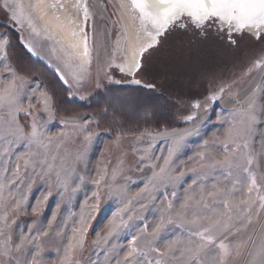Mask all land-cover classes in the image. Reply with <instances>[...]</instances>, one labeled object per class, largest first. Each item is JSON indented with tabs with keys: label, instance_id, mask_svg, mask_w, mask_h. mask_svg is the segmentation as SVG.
I'll return each instance as SVG.
<instances>
[{
	"label": "rangeland",
	"instance_id": "1",
	"mask_svg": "<svg viewBox=\"0 0 264 264\" xmlns=\"http://www.w3.org/2000/svg\"><path fill=\"white\" fill-rule=\"evenodd\" d=\"M86 3L90 13L86 28L90 63L87 61L84 73L77 71L76 64L69 66L71 61L62 55L60 47L54 44L52 50L50 43L53 41L44 37L34 39L25 24L20 30V26L13 25L0 12V24L11 29L22 49L43 64H38V68H34L36 71L26 69V73L22 66V71L15 66H19V60L11 48L12 43L0 50V58L5 52L8 57L0 61V74L6 71L4 65L11 64L16 74L27 82L21 87L20 81H16L17 88L24 94L22 103L6 104L0 115L10 119L7 115L10 108H28L31 104V115L17 113L13 128L18 124L26 135L32 130L26 125L35 120L38 131L45 137L57 138L51 143L44 139L46 147L30 144L19 134L0 139V185L3 186L0 217L5 213L8 216L6 227L5 221L0 219V232L3 233L0 235V264H17V260L24 264L31 262L33 257L38 264H62L65 249L80 239L76 230L82 225L87 228L83 246H76L73 252V258L80 264H124V258L132 248L137 251L129 264H155L160 257L152 249L165 251L169 241L181 238L184 232L180 221L167 211L169 201L177 210L180 208L172 193H177L180 201L186 195L199 199L203 194L207 198V194L216 188L231 191L233 181L238 178L231 176L225 180L221 170H214L211 165L213 161L232 155L220 146V142L225 140L229 127L243 118L230 93L238 94L236 98L241 103L252 92L257 96L264 95V64L254 66L257 60L264 61V43L256 44L250 40L249 45L246 39H240L237 45L231 46L212 36L205 41L192 31H175L157 50L146 55V71L136 76L145 84L156 85L150 92L129 82L131 77L122 74L113 64V46L121 26L108 0H86ZM26 44L31 45V52ZM65 58L69 65L64 63ZM54 75L68 89V99L81 103L88 101L87 105L96 103L94 110L72 115L57 113L53 91L39 79H45V76L51 79ZM61 75L68 79V85L61 81ZM109 75L113 80L123 82H110ZM214 78L227 82L235 80L236 84L224 93L220 104L209 105L207 111L203 104L194 109L196 100L206 101L208 91L214 87ZM11 82L9 76L0 79V92ZM33 93L34 98L28 99ZM44 93L51 97L48 111L44 110L42 102ZM151 101H157L152 103L154 106L164 105L170 115V119H160L157 127L153 124L159 111L147 108ZM259 104L264 105V100ZM140 110L145 112L140 113ZM193 112L196 119L185 122L184 117ZM257 114L259 123L254 125V135L248 140L249 148L244 154L250 152L254 156L250 166L252 171L264 173V126H261L264 115H259V108ZM181 135L184 141L177 149L173 142ZM205 141L209 142L207 148L203 146ZM169 149H174V156L166 174L179 176L185 173L179 182L162 181L159 175L160 169L165 168ZM201 152L206 154V159L198 158L197 154ZM44 161L53 164L54 171L50 175H41V168L47 167ZM33 164L40 166L34 169ZM154 172L157 177H153ZM57 174L63 185L57 182ZM194 179L195 185L192 184ZM190 185V191H186ZM237 188L239 191L229 197L230 203L244 207L239 202L249 198L247 185H237ZM256 196L253 192L252 198L256 199ZM207 202L214 203L211 199ZM253 208L258 215L252 216V223L247 228H242L240 223L247 212L243 215L233 213L235 236L229 237V244L230 247L241 245L242 255L231 264H247V252L252 248L250 241L259 242L264 236V210L258 203ZM218 211L225 209L218 208ZM162 217L175 223L169 227L168 219H165L167 231L162 233L165 239L152 240L151 234ZM142 219L150 225L147 234L143 232ZM110 224L115 225L112 235H109ZM237 228H240L238 233ZM134 236L137 237L135 244L132 242ZM8 237L10 239L5 243ZM101 238H106L107 242ZM97 240L100 241L98 244L95 243ZM16 245H21L19 251ZM6 250L10 256L4 255Z\"/></svg>",
	"mask_w": 264,
	"mask_h": 264
},
{
	"label": "snow or ice",
	"instance_id": "2",
	"mask_svg": "<svg viewBox=\"0 0 264 264\" xmlns=\"http://www.w3.org/2000/svg\"><path fill=\"white\" fill-rule=\"evenodd\" d=\"M44 5V0H37V4L34 7L39 8ZM61 8L63 4L59 5ZM46 7L56 8V4H48ZM77 12L83 9L82 21L84 26L79 27L78 31H73L72 35L83 39V55L85 57L90 56V45L87 36V23L90 17L87 3H81V0H77L74 5ZM127 7L133 14L134 19L138 22V33L135 37L139 43L133 48L134 60L131 65H117L119 71L131 77V83L141 85L154 91L156 85L153 83L145 84L141 79H136L138 73L146 71V55L157 50L163 40L175 31L188 32L189 28L193 29L194 34L201 40H209L212 36V30L215 28L216 32L222 35H227L228 43L235 44L236 41L232 39L235 34H244L245 32L256 39L264 37V0H128ZM0 12L4 13L9 21L13 25L20 26V30L23 29L24 21L26 20L28 25L33 24L31 14H26L23 5L19 0H0ZM72 21L69 20V23ZM33 31L36 29L33 27ZM40 34V33H37ZM11 44L8 33L0 32V50L6 49ZM31 52V45H25ZM73 48L76 44L71 45ZM71 55V54H70ZM7 53L0 58V61L7 60ZM90 63V60L88 61ZM264 64V61L257 60L255 67H259ZM6 71L4 74H0V79L4 76L12 78V82L9 83L0 92V110L4 109L5 105H20L22 103V95H24L18 88L16 81H20L21 87L27 82L23 77L16 74L15 69L11 64L4 65ZM111 67V65H109ZM61 81L68 85L69 81L64 75L60 76ZM82 79V78H81ZM110 82L122 83L121 80H113L109 75ZM79 82V81H78ZM214 87L208 91L206 101L196 100L193 104L194 109L201 108L202 104L205 111L208 110L209 105L218 103L223 97L226 91L232 89L236 81L227 82L223 80L212 81ZM69 95H72L70 92ZM231 95L234 102L238 104V108L241 110L242 119L237 123H233L226 133L225 140L220 142V146L226 151L231 152L232 155L225 156L222 160L213 161L211 167L214 170L217 168L221 170L222 174L227 180L228 177L237 176L238 178L233 181L232 190L225 192L216 188L215 191L209 192L207 198L201 194L199 199H196L194 195H186L183 201H180L177 197V193L173 192V200L180 204L179 210H177L171 201L167 202L168 213L174 214L176 220L180 221V226L184 228V232L181 234V238L170 240L165 247V251H160L159 248L152 249L160 259L155 261V264H231V262L242 255L241 245L235 244L230 247L229 237L235 236L232 229L235 226L233 221V213L237 215H243L244 221H241V227L247 228L252 223V216L258 215L253 208L254 204L259 205L261 210H264V173H257L251 170L250 166L254 162V156L249 152L244 154V150L249 148L248 140L254 135V125L258 124L257 109L259 108V115H264V105H260L259 101L264 100V95L257 96L256 92H252L251 95H247L244 101L241 103L237 100V95ZM33 96L27 97L28 99L34 98ZM44 110H49V101L51 97L47 93L43 94ZM84 99V97H80ZM33 106L30 104L28 108L16 107L14 110L10 108L7 115L10 119H5L0 115V139L6 137H19L26 139L30 144L35 143L41 147H46L43 143L44 139H47L49 143L57 139L56 137H45L38 131V126L35 120H33L27 127L32 130L28 134L22 132L21 126L16 125L15 129L13 125L16 124V114L24 112L26 115H31L30 109ZM196 119V113L193 112L190 115L184 117V121H190ZM222 124V121H221ZM264 126V125H261ZM83 127V126H81ZM63 135V134H61ZM264 135V134H262ZM86 140H90V137H85ZM184 141L183 135L179 140L174 141L175 147L178 149ZM242 141V142H241ZM14 141H9V143ZM205 148L209 147V142L205 141ZM200 160L206 159L204 152L198 153ZM174 149H169L168 158L165 159V168L160 169L161 180H169L173 182H179L186 175L180 173L179 176H172L166 174V168L170 166L173 161ZM241 157L243 162H241ZM47 165L46 168H41V175H50L54 171L53 164L48 161H44ZM25 166H28V161H25ZM35 169L40 166L37 164L32 165ZM155 167V166H153ZM17 171H19V165H17ZM194 171V170H190ZM157 173H153V177H157ZM57 182L63 185L59 174L56 176ZM99 183V181H97ZM197 181L194 179L192 184L195 185ZM15 184V182H13ZM246 184L248 199L239 202V205L230 203L229 197L236 194L239 189L237 185ZM189 189L186 191H190ZM3 192V186L0 185V194ZM256 192V199L252 198V193ZM95 195V194H94ZM208 199L214 201L213 204L207 202ZM218 208H224V212H219ZM35 211V209H33ZM191 216V219L187 217ZM0 219L5 221V227L7 226V213ZM167 217L161 218V223L157 225L151 234L152 240L165 239L162 235L167 231L164 221ZM143 222V219L141 220ZM175 221L168 219L169 227L174 224ZM149 224L144 223L143 232L147 234ZM114 224L109 225V235L113 234ZM79 232L80 239L76 241V244H69L65 249V254L62 258V264H80V261L73 258L74 248L76 246H83L84 236L87 232V228L83 225ZM240 228L236 229L238 233ZM3 233L0 232V235ZM47 235V233H44ZM10 237L6 238L5 243ZM75 239V236L73 237ZM104 239L107 242L106 238ZM137 237H132V242L135 244ZM23 242V241H22ZM97 240L95 243H99ZM252 248L247 252L248 260L247 264H264V236L259 242L250 241ZM150 243V242H149ZM21 245H16V250H20ZM136 248H132L128 256L124 258V264H129V260L133 253L136 252ZM178 254V256H177ZM4 255H9L7 250ZM169 256L173 257L169 259ZM17 264L20 261L17 260ZM24 264H38L36 258L33 257L31 262L25 261Z\"/></svg>",
	"mask_w": 264,
	"mask_h": 264
},
{
	"label": "water",
	"instance_id": "3",
	"mask_svg": "<svg viewBox=\"0 0 264 264\" xmlns=\"http://www.w3.org/2000/svg\"><path fill=\"white\" fill-rule=\"evenodd\" d=\"M21 4H23V8L25 10L26 14H31L32 18L35 20V23L39 30L44 31V28H47L46 22L43 21V16L45 17L46 12L51 13L50 8H46V5H48V0H44V5L42 6L43 9L40 10L39 8L34 7V3L29 0L28 2L26 0H19ZM86 0H81V3H85ZM77 3V0H63L62 4L64 7L62 8L61 13L64 14L65 19L70 23L71 26V36L69 37L70 41H76L79 44V47L83 53V39L80 37H75L72 35L73 31H78L79 27H83V9L79 12H77L74 5ZM109 5L114 11V14L116 15L117 19L120 22L121 26V32L119 36L116 38V41L113 46V64L115 66L117 65H131L134 60L133 55V48L136 46L139 41L135 40V37L139 31L138 29V22L134 19L132 12L127 7L128 0H108ZM59 3L57 2V7ZM27 5V7H26ZM28 10V11H27ZM55 15L57 13H54ZM58 16V15H56ZM44 25L45 27H43ZM48 29V28H47ZM49 32H46V38L50 41H53L52 43L55 44L57 47H60L62 51V55H65L67 58L70 59L71 64H75L76 58L73 56H69L65 53L66 49L63 46V42H61L60 38L53 33L51 30L48 29ZM244 34H247L246 32ZM49 35V36H48ZM45 38V37H44ZM69 41H66L65 44L68 45ZM71 46V44L69 43ZM118 69V67H117ZM119 70V69H118Z\"/></svg>",
	"mask_w": 264,
	"mask_h": 264
},
{
	"label": "trees",
	"instance_id": "4",
	"mask_svg": "<svg viewBox=\"0 0 264 264\" xmlns=\"http://www.w3.org/2000/svg\"><path fill=\"white\" fill-rule=\"evenodd\" d=\"M0 30H6L10 35V40H11V43L13 44V47H11V48L17 54L18 60H19V66L15 65L18 70L20 69V71H22V69H23V71H25L27 73L28 71H26V69L32 71V70H35L34 68H36V67L38 68V66H39L38 64H42V63H39L37 60H35L32 56H30L28 53H26L22 49V47L18 43V38L16 37V35L14 34V32L11 29L0 24ZM13 57L15 59L14 55H13ZM20 66H22V69L20 68ZM24 66H26V67H24ZM33 76H36V75H33ZM39 79H40V82L42 84H44L46 88H49L53 91L54 102L57 103V105H58V106L55 105L57 113L72 115V114H76V113H80V112H91L96 107V103L93 105L92 104L87 105L88 101H86V103L85 102L81 103L80 101H77V100L68 99L66 97L68 89L65 88V86L60 82L59 78L56 75H54V77H52L51 79H48L46 76H45V79H42V78H39ZM150 92H152V91H150ZM162 97L163 96H159L158 98H162ZM99 100L104 102V100L102 98ZM154 102L157 103V101H151L150 102L151 104H148L149 106H147V108L152 107V108H156L159 111V112H157V114H155L156 119H155V124H153L154 126L157 127L160 124L159 123L161 121L160 119H162L163 117L165 119H170V115H169L167 108H164V105H163V107L154 106V104H152ZM145 108H146V106H145ZM139 112L143 113L145 111L140 110Z\"/></svg>",
	"mask_w": 264,
	"mask_h": 264
},
{
	"label": "bare ground",
	"instance_id": "5",
	"mask_svg": "<svg viewBox=\"0 0 264 264\" xmlns=\"http://www.w3.org/2000/svg\"><path fill=\"white\" fill-rule=\"evenodd\" d=\"M27 2L29 0H26ZM35 5L37 4V0H31ZM23 5V4H22ZM27 7V5H26ZM40 10L43 9V7H39ZM28 11V10H27ZM58 15V14H56ZM55 14H50L47 13L45 14V17L43 16V21L46 22V24L48 25L47 28L49 30H51L53 33H55L61 40V42H63V46L65 47L66 51L65 53L69 56H73L74 58H76L75 64L77 65V71L79 72H83L84 73V66L87 64L88 61V57H85L79 47V44L76 41H70L68 39H70L69 37L71 36V24L65 19V17H61L59 18L58 16H56ZM33 19V18H32ZM24 24L27 25L29 27V29L31 30V32L33 33V36L38 37V38H43L45 37V35L47 34L46 32H49L48 29L42 25L44 28V31H41L38 29L35 20L33 19V24L31 26L28 25L27 21H24ZM33 27L36 29V31H33ZM40 33V34H37ZM49 36V35H48ZM66 41H69V43L72 45L73 43L76 44V47H72L66 43ZM50 46L52 47V50L55 49L54 44L51 42ZM55 54H58L55 52ZM71 54V55H70ZM66 59V58H65ZM69 60L66 59L64 60V63L69 65ZM71 66V63L70 65Z\"/></svg>",
	"mask_w": 264,
	"mask_h": 264
},
{
	"label": "flooded vegetation",
	"instance_id": "6",
	"mask_svg": "<svg viewBox=\"0 0 264 264\" xmlns=\"http://www.w3.org/2000/svg\"><path fill=\"white\" fill-rule=\"evenodd\" d=\"M48 4H57V2L59 3L58 5L62 4L63 0H48ZM47 8V7H46ZM50 8V7H48ZM51 9V13L54 15V13H57L58 14V17L61 18V17H65L63 13H61L60 11H62V8L60 6H58V8H50ZM27 26V25H26ZM27 30L29 31V33L33 36V33L31 32V30L29 29V27L27 26ZM191 31L193 32V29L189 28L188 32L187 33H191ZM176 32H183V31H176ZM194 33V32H193ZM250 37L249 35L247 34H235L232 39L236 41L235 44H230L231 46H235L237 45L238 41L240 39H246V42H249L250 43V40L251 42L254 41V43L258 44L259 41H260V44L264 43V37H261L260 39H256L254 37H250L251 39H249L248 37ZM34 39H37L38 37H35L33 36ZM212 37L215 38V39H220V40H223L225 41L227 44L228 43V37L227 35H222V34H219L216 32V30L214 29V31H212ZM45 38H46V35H45ZM246 45V44H245ZM251 45V43L249 44ZM194 93V92H193ZM222 101V99L219 100L218 103H216L217 105L220 104V102ZM197 116V115H196Z\"/></svg>",
	"mask_w": 264,
	"mask_h": 264
}]
</instances>
